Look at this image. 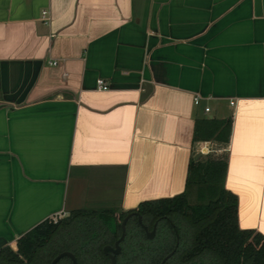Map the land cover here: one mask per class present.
I'll list each match as a JSON object with an SVG mask.
<instances>
[{
    "label": "crops",
    "instance_id": "obj_1",
    "mask_svg": "<svg viewBox=\"0 0 264 264\" xmlns=\"http://www.w3.org/2000/svg\"><path fill=\"white\" fill-rule=\"evenodd\" d=\"M203 118L226 143L192 140ZM206 154L264 236V0H0V247L178 194Z\"/></svg>",
    "mask_w": 264,
    "mask_h": 264
},
{
    "label": "trees",
    "instance_id": "obj_2",
    "mask_svg": "<svg viewBox=\"0 0 264 264\" xmlns=\"http://www.w3.org/2000/svg\"><path fill=\"white\" fill-rule=\"evenodd\" d=\"M230 119L196 121L192 140L226 143ZM224 154L191 155L186 165L183 190L171 197L142 200L136 207L73 209L54 221L44 219L17 237L15 249L0 247V264H49L59 252H71L77 264H106L104 245H113L120 234L119 222L131 211L154 234L145 236L135 215L124 224V236L114 264H158L177 245L163 264H264V236L237 225V197L224 187ZM170 224H173L171 226ZM55 264H71L61 257Z\"/></svg>",
    "mask_w": 264,
    "mask_h": 264
},
{
    "label": "water",
    "instance_id": "obj_3",
    "mask_svg": "<svg viewBox=\"0 0 264 264\" xmlns=\"http://www.w3.org/2000/svg\"><path fill=\"white\" fill-rule=\"evenodd\" d=\"M136 205L134 207H136ZM130 215H135L136 216L137 221L140 224V226L142 227V229L144 230L145 236L147 238H151L153 236V234H154L156 220L153 222L152 228L150 230H147L145 228V226L141 224L140 215L136 211H131V212L126 213L122 217L120 222H119L120 234H119L118 238L116 240H114L112 246L104 245L102 247L103 253L108 257V262L106 264H114L115 263V255L119 252V241H121L123 236H124V224H125L126 219ZM176 245H177V240L175 241V244H174L173 248L161 258V260L159 261L158 264H163L164 260L172 254V252L174 251ZM61 257H67L71 261V264H77L74 255L71 252L67 251V250H63V251L57 253L50 260L49 264H55Z\"/></svg>",
    "mask_w": 264,
    "mask_h": 264
},
{
    "label": "built area",
    "instance_id": "obj_4",
    "mask_svg": "<svg viewBox=\"0 0 264 264\" xmlns=\"http://www.w3.org/2000/svg\"><path fill=\"white\" fill-rule=\"evenodd\" d=\"M41 13L44 14L45 11H42ZM52 64H54V62H52ZM96 86L99 89H103V90L106 89V85L100 79L96 80ZM192 102H193V104H198L199 103V97H197V96L193 97ZM229 103L232 104V101H230ZM207 111H208V107L207 106H203V112H207Z\"/></svg>",
    "mask_w": 264,
    "mask_h": 264
},
{
    "label": "rangeland",
    "instance_id": "obj_5",
    "mask_svg": "<svg viewBox=\"0 0 264 264\" xmlns=\"http://www.w3.org/2000/svg\"><path fill=\"white\" fill-rule=\"evenodd\" d=\"M221 153V152H220ZM62 216H65V215H61V216H54V217H52V221H54V220H56V219H58V218H60V217H62ZM11 249H15V246H13V247H10Z\"/></svg>",
    "mask_w": 264,
    "mask_h": 264
},
{
    "label": "flooded vegetation",
    "instance_id": "obj_6",
    "mask_svg": "<svg viewBox=\"0 0 264 264\" xmlns=\"http://www.w3.org/2000/svg\"><path fill=\"white\" fill-rule=\"evenodd\" d=\"M128 213V212H127ZM156 225V224H155ZM171 226H173V224H170ZM152 228V227H151ZM173 232H174V236H175V240H174V244H175V241L177 240V234H176V231L174 230L173 228ZM174 246V245H173ZM173 253V252H172ZM168 258V257H167Z\"/></svg>",
    "mask_w": 264,
    "mask_h": 264
}]
</instances>
